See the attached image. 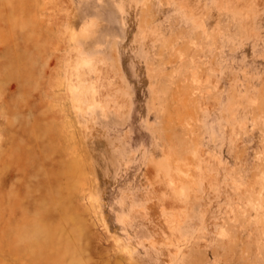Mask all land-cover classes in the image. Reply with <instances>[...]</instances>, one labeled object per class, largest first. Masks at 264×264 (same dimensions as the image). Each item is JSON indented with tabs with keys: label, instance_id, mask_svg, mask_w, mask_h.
Listing matches in <instances>:
<instances>
[{
	"label": "rangeland",
	"instance_id": "1",
	"mask_svg": "<svg viewBox=\"0 0 264 264\" xmlns=\"http://www.w3.org/2000/svg\"><path fill=\"white\" fill-rule=\"evenodd\" d=\"M0 123V264L62 170L79 264H264V0H0Z\"/></svg>",
	"mask_w": 264,
	"mask_h": 264
},
{
	"label": "bare ground",
	"instance_id": "2",
	"mask_svg": "<svg viewBox=\"0 0 264 264\" xmlns=\"http://www.w3.org/2000/svg\"><path fill=\"white\" fill-rule=\"evenodd\" d=\"M85 59L83 58V61L81 60V64H85V62L88 61H84ZM83 75L85 76L86 74L82 73L78 75V79L82 80L85 78ZM79 80L78 84L80 83ZM89 82L86 81L85 83L87 84ZM86 84H84L85 87L87 86ZM82 89L84 90V87ZM83 90H81L82 93H80V97L78 96L77 99H73L76 107H81L84 103L83 98L86 94L83 92ZM10 122L11 121H9V123ZM3 124L5 125V123ZM3 124L2 126H4ZM9 127L6 129L10 131L11 128ZM3 128H5V126ZM16 134L18 135V133ZM16 134L13 135V138ZM23 135L24 134L19 135V137L22 136L21 139L26 137ZM7 136V139L10 141L9 134ZM15 137L18 139L17 136ZM16 139L14 142H16ZM9 141L4 144H2V141V145H0V161L4 162V164L10 162L11 166L13 163L14 168L18 169L20 163H23L22 160L29 157L31 150H27V147H25L28 141L25 142L22 140L24 141L23 144L22 141L18 142L17 144L13 143V141ZM2 162H0V165L3 164ZM64 175L65 174L62 170L61 176L57 178L55 183H48L47 193L44 194L37 203L26 204L21 202L19 195L15 193L18 195V197L15 196L13 198L16 204L14 215L11 214L10 210V213H7L5 209H9V206H7V204L4 205L2 216V240L6 245H9L11 239L14 238L15 258L17 260H27L25 263L28 264H79V260L76 256L77 250L75 247L77 238L76 228L72 227L69 233H64L65 226L63 223L65 222V219H69L74 216L68 199L63 195L65 187H70V183L65 179ZM55 209H57L59 213V217L57 219L53 218V214L51 213ZM122 246H124L123 243Z\"/></svg>",
	"mask_w": 264,
	"mask_h": 264
}]
</instances>
